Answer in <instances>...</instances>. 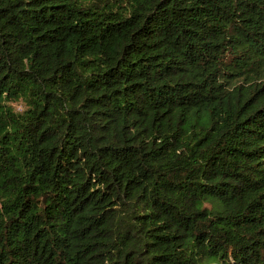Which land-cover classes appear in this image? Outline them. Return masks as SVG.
<instances>
[{
  "label": "trees",
  "instance_id": "16d2710c",
  "mask_svg": "<svg viewBox=\"0 0 264 264\" xmlns=\"http://www.w3.org/2000/svg\"><path fill=\"white\" fill-rule=\"evenodd\" d=\"M0 264H264V0H0Z\"/></svg>",
  "mask_w": 264,
  "mask_h": 264
},
{
  "label": "rangeland",
  "instance_id": "374dc122",
  "mask_svg": "<svg viewBox=\"0 0 264 264\" xmlns=\"http://www.w3.org/2000/svg\"><path fill=\"white\" fill-rule=\"evenodd\" d=\"M15 105H16L17 109L21 108V104L20 103H16Z\"/></svg>",
  "mask_w": 264,
  "mask_h": 264
}]
</instances>
